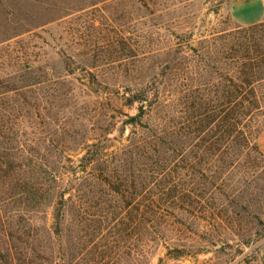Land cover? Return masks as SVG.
I'll return each instance as SVG.
<instances>
[{"label":"rangeland","instance_id":"1","mask_svg":"<svg viewBox=\"0 0 264 264\" xmlns=\"http://www.w3.org/2000/svg\"><path fill=\"white\" fill-rule=\"evenodd\" d=\"M231 1L0 0V151L34 154L43 169L32 205L0 172L1 264L59 251L60 191L76 264H264V22L239 26ZM187 95L209 109H192L199 119L217 114L200 136L179 130L197 116L183 113ZM164 125L185 147L143 154ZM88 150L102 161L84 171ZM102 163L125 168L122 199L95 178ZM147 197L174 203L145 245L127 202Z\"/></svg>","mask_w":264,"mask_h":264},{"label":"trees","instance_id":"2","mask_svg":"<svg viewBox=\"0 0 264 264\" xmlns=\"http://www.w3.org/2000/svg\"><path fill=\"white\" fill-rule=\"evenodd\" d=\"M262 25H263V22L260 24L254 25L253 27L262 26ZM248 51H250V50H248ZM245 56L247 58H250L249 52H248V55L245 54ZM248 66H249V68H253L252 64H249ZM240 71H241L240 74H242V73L243 74H245V73L249 74L250 70H240ZM250 74H253V72H251ZM232 79H233V77H230V81ZM236 87L240 88L241 85L236 86ZM223 89L225 90V93L227 94L228 88H225L223 86ZM142 98L147 99V102H149V100H148V98H146V96H143ZM187 98L191 102H190L189 106L185 105V109L183 112V113H185V115L188 114L189 112L191 114H196L195 111L191 112V110L196 109V108L201 109L203 107H204L203 112H199V114L201 116L208 114L209 109L207 108L206 105L202 104L203 100L200 99L197 95H195V96L191 95V96H188ZM144 110H145L144 105H142L140 107V112L138 114H136L135 116L131 117V121L135 122V124H136L138 119L144 117ZM200 115H197L196 118L191 117L188 119L185 116L184 120L182 122L181 121L179 122L180 127H181V128H179V130L183 129L184 131L187 132V135L197 131L195 134H190V135L191 136L192 135H199L200 136L203 133L201 131L202 127H203V129H207V124L209 126V124H211V121L215 120V116L217 114L215 116H213V115L210 116V120H206V121L204 118L199 119V118H201ZM181 124H183V126ZM165 126L166 125H164V128H160V126H157L158 131H157V133L154 134L155 137L153 138V140L150 142H143V144L140 146V148L143 150V154L146 155L150 151L162 154V153L168 152L169 150L173 149L174 147L177 149L185 147L183 142H179V140H178L179 137L176 135L177 134V125L170 126V127L167 125V127L170 129V131ZM261 132H263V131H261ZM225 135L220 140V147H223V145H226L227 139H226ZM3 138L4 137H0V146L3 144L5 145V142L3 143L1 141V139H3ZM203 140L205 142L209 141L206 138ZM6 144H7V142H6ZM213 145H214V142H211L210 144L207 145V149H210L211 147H213ZM82 161H83L84 171H86L87 166L92 165V163H94L96 161L98 163L99 161H102V160H101V158H95L94 154L93 153L90 154V151L88 150L87 154H85L82 157ZM37 162H38V156H36L34 154L26 155V154H23L21 152H10L7 150H6V152L0 151V172L2 170H5L4 166H7L9 168V170L13 171L11 186L13 185V188L15 190L14 195L21 197L20 199H23L25 197L26 200H28L29 205H32L31 202H34L36 204L38 202L39 198H42V195H43L41 188L38 187L37 181H34V180H38L39 178H41V175H43V169L41 168V166L40 167L37 166ZM102 165H103V163L101 164V166ZM101 166L99 168V170H101L100 174H99V176H95V178L97 180H100L101 182H103L109 188L111 194L114 197H117V199H122L124 197V193L126 191L125 189H127L128 191L130 189V185L127 187V184H126L127 183V177H126L125 168H123V169H117V168L109 169L107 165H103L104 166L103 168H101ZM26 168H28V170ZM51 178L52 177L49 175V177L46 178V180L47 181H54L57 183L58 179H54L55 178L54 176L52 179ZM26 179L28 181H25ZM143 181H145L144 177H143ZM143 181H142V185L140 184L141 185V193L144 192L146 189H148L147 183L143 182ZM28 184H30V186ZM54 191H55V187H54ZM46 193L47 194L50 193L49 187L46 188ZM55 199H56L55 201L57 204V205L55 204V208L53 211L55 229H54V231H52L51 235L59 237L61 244H62V247L59 249V251L58 250L54 251L51 248H43V256H41V254H38V257H40L43 260V264H58V262H56V257H58L57 256V253H58L59 264H76L73 250H69V252H67L66 242H65L67 240L65 238V235L63 234L64 224L67 221L66 206H67L68 199H65V193L63 191L62 192L60 191L57 194ZM170 203H172V202L170 201L168 203L167 201L159 200L158 198H155V197H153V198L147 197V198L141 200L140 202H138L136 204H134L132 200L127 202L128 207H132L133 211L135 210L136 212H138V214L140 212V216H139L140 219H139L138 228H140L142 231V238L144 240L145 245H147L151 240V238H149V235L152 234L150 232V230L153 227H156V225H158V226L161 225V223L163 221H165V218L167 219L166 215H164L162 213V210L164 207L169 208ZM133 211L131 210L129 212V214L131 215V213H133ZM131 220L133 221L132 217H131ZM156 238L157 237H154V239H156ZM31 264H35V263L32 261Z\"/></svg>","mask_w":264,"mask_h":264},{"label":"crops","instance_id":"3","mask_svg":"<svg viewBox=\"0 0 264 264\" xmlns=\"http://www.w3.org/2000/svg\"><path fill=\"white\" fill-rule=\"evenodd\" d=\"M230 15L239 26H254L264 22V0H232ZM258 146L264 154V131L258 136Z\"/></svg>","mask_w":264,"mask_h":264}]
</instances>
